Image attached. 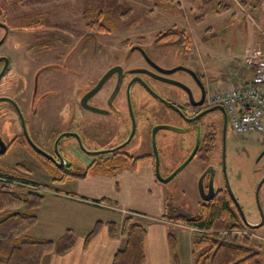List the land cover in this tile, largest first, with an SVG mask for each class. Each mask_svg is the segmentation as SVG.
<instances>
[{"label": "flooded vegetation", "instance_id": "af4514ba", "mask_svg": "<svg viewBox=\"0 0 264 264\" xmlns=\"http://www.w3.org/2000/svg\"><path fill=\"white\" fill-rule=\"evenodd\" d=\"M0 2L8 6L4 16L13 23L0 22V158L16 147L40 157L51 166V173L78 174L91 163L145 156L155 159L152 145L148 154L144 152L145 146L151 144L153 127L183 123L185 126L177 127L193 138L190 152L197 133H200L193 156L203 166L199 175V180L202 178L198 186L202 201L198 212L205 204L212 203L218 194L228 195L234 219L246 228L238 231L244 233L248 230L242 208L235 203L228 189L226 172L229 137L234 135L238 139L241 135L231 131L227 114L224 128V116L219 110L204 112L210 107L206 104L204 73L178 56L179 44L161 43L155 38L151 43L140 37L134 42L123 38L122 54L119 56L117 51L113 57L116 59L101 69L94 41L100 36L99 32L92 29L86 36V43L81 42L74 49L57 54L53 47H49L50 42L54 40L52 38L59 44L62 41L49 32L52 31L49 24L60 21L58 17L53 15L44 21L43 16L30 12L18 19V1ZM29 8L32 10L33 5ZM84 16L87 24L91 18L87 14ZM23 18L25 20L21 23ZM171 45L176 47L172 51L176 55L170 52L168 47ZM169 79L181 82L184 87L170 83ZM144 83L171 106L154 97ZM197 102L200 104L196 105ZM156 116L167 123L148 124L149 119ZM14 117L18 118L22 131L9 136L6 129L12 126ZM145 125H149V129L143 135L141 130ZM158 131L155 132V141ZM100 140L102 142L98 143ZM232 148L230 151L239 155L240 147L234 145ZM73 150L81 156H77V160L74 158L76 163L84 165L79 161L84 156L93 158L90 161L85 159L88 164L84 168L73 166L71 160H65L75 154ZM100 150L108 152L94 153ZM157 155L160 169L159 150ZM257 155L258 159L263 157L264 149ZM218 180L223 182L222 187H217ZM204 197L210 199L205 201ZM263 225L264 221L260 226Z\"/></svg>", "mask_w": 264, "mask_h": 264}, {"label": "rangeland", "instance_id": "374dc122", "mask_svg": "<svg viewBox=\"0 0 264 264\" xmlns=\"http://www.w3.org/2000/svg\"><path fill=\"white\" fill-rule=\"evenodd\" d=\"M24 1L16 2L20 4L18 19H20V15L22 18L27 13L36 12L45 18L44 21L54 15L64 25L74 18L71 23L78 28L82 25L80 19H76L77 8L85 7L91 12L87 14L88 17H92L94 12H102L104 18H107L106 23L110 31L105 34L101 33L94 40L97 48V60L101 69H104L116 59L113 57L117 51L120 53L119 56L122 54L124 49L122 46L123 38H128L130 42H134L136 38L140 37L149 43L155 38L157 42L163 43L159 41V37L171 28L183 30L188 36L186 43L179 44L180 55L178 56L184 57L185 62L195 67L196 70L203 72L205 78L218 77V75L219 77L230 76L231 80L239 83L245 79L243 77L248 75L246 67L250 68V65L247 60L253 54L252 52L254 50L259 51L262 58H264V10L261 11L260 9L259 13V10L253 4L244 3L242 0L240 2L242 7H238L230 0L220 3L216 1L211 3L208 0H78L80 1L78 4L72 2L73 0H62L59 3H49L48 5L44 3L36 6L32 3V10L29 8L32 4L28 3L27 0ZM223 6H227V9H224ZM7 10L8 6L0 2V22L6 20L8 23L13 24L11 20L4 16ZM90 14L91 16H89ZM22 20L25 19H21V23L24 22ZM76 24L78 25L76 26ZM51 29L52 31L49 32L57 35L62 41V44H59V42H55L57 39L52 38L54 40L50 42L49 47H53V50L58 52L57 54L67 52L69 49L68 44L72 41L78 39V41L82 40V43L87 42L88 37H82L81 39V31L76 32L74 35H70L72 33L70 32L67 36L68 33L64 30ZM170 43L176 44L177 42ZM168 48L171 49L170 52L176 49L172 45ZM166 51L168 50L166 49ZM183 52H185V55ZM172 54L176 55L177 53L172 52ZM245 54L247 55L243 58L241 55ZM235 55L240 61L238 65L232 64V60L229 59L235 57ZM244 59L245 62H243ZM241 70L246 72L245 75L241 74ZM211 74L212 76H207ZM149 120L153 125L167 123L155 117ZM13 122L12 126L6 129L9 136L18 135L22 131L18 118L14 117ZM174 125L185 126L183 123ZM241 136L238 139L234 135L229 137L230 146L226 172L229 187L241 206L247 222L251 224L261 220V212L255 198V188L264 175V156L258 159L257 155L261 149H264V139L254 133ZM100 142L102 140L98 143ZM156 142L161 154V173L165 176L188 156L192 148L193 138L186 131L159 129ZM150 145L149 142L146 147L147 151H151ZM234 145L240 147L239 155L231 152ZM73 151H75V156L65 158L66 162L71 160L73 166L81 165V168H84L88 164L85 159L88 158L90 161L93 158L92 156H84L79 159L84 165L76 163L74 158L77 160L76 157L80 156V153L76 150ZM176 160L180 161L176 162ZM167 161L169 163H165L167 168L164 169L165 164L163 163ZM20 167L25 168V170H20L22 169ZM202 167V163L197 158H193L175 177L167 182H162V190L165 194L164 217L175 224V227L169 226V228L178 243L176 264H192L190 238L194 234H204L176 220L178 215L194 216L198 213L202 201L198 187ZM15 168H18V173L22 171V174L30 180L49 186L58 185V183L52 181L51 166L48 163L37 155L12 147L4 157L0 158V171L16 172ZM168 168L170 171L167 170ZM216 183L217 187L223 185V182L219 180ZM48 189H51V187ZM47 191L45 190V192ZM141 192L139 193L141 198L138 199L137 196H128V203L135 206L142 204L139 203L140 201L147 203ZM259 201L264 214V182L259 189ZM147 206L143 205L144 210H141L145 213L144 216L136 220L144 225L151 223L153 218L157 217L153 210L148 211L146 209ZM158 206L161 207L160 204ZM114 215L118 217L119 214L114 213ZM115 216L113 217L115 218ZM187 227L192 229L194 233ZM79 229L84 231L82 228ZM234 234L236 239H240L242 235L247 236L249 246L260 251V264H264V225L250 230L248 228L244 233L234 231Z\"/></svg>", "mask_w": 264, "mask_h": 264}, {"label": "crops", "instance_id": "0c3cea01", "mask_svg": "<svg viewBox=\"0 0 264 264\" xmlns=\"http://www.w3.org/2000/svg\"><path fill=\"white\" fill-rule=\"evenodd\" d=\"M15 1L20 2L24 0ZM27 1L37 6L44 3H47V5L49 3H59L62 0ZM215 1L220 3L226 0H208V2L211 3ZM230 1L235 3L238 7H242L240 6L241 0ZM72 2L78 4L80 1L73 0ZM242 2L253 4L254 7L259 10V13L260 9L261 11L264 10V0H242ZM76 11V19H80L82 25L80 28L74 27V24L71 23L74 18L65 25L58 21L57 23H50L49 26L61 31L64 30L68 34H70V32H72L71 34H75L81 31V39L82 37L85 38L91 32V29L86 25L84 15L91 12L85 7L81 9L77 8ZM36 15L41 14L36 13ZM77 25L78 24H76V26ZM99 35H101V33ZM81 41L77 39L69 43V50L74 49ZM41 44L42 43H38V45ZM246 55L247 54L241 56L244 58ZM229 59L232 60V64L234 65H238L240 62L237 55ZM243 62H245V59ZM246 68L248 70V75L243 77L245 79L239 83L231 80L230 76L219 77L218 75V77H213L212 74L207 75L212 77L204 78L206 93L209 94L212 91L231 84L234 85L249 81L253 70L252 68ZM240 72L242 75L246 73L244 70ZM155 118L159 119L157 116ZM148 124H150V120ZM148 129L149 125H145L141 130L143 135ZM146 147L147 146L144 148L145 155L150 152L146 150ZM179 161L180 160H176V162ZM165 163L169 162L167 161L163 164ZM163 167L166 169L167 165L165 164ZM167 170L170 171L169 168ZM159 171L161 176H163L161 173V166ZM56 185L57 184L50 185L51 189H47L48 191L45 194L42 204L35 210L37 221L35 225L28 230L27 235L35 239L56 241L66 230L70 229L74 232V244L65 251L46 254L41 264H111L114 253L123 245L124 239L121 235L114 239L110 238L107 223L115 222L121 227L124 218L127 216H132L136 221L145 214L141 211L144 210L143 205H148L146 209H148V211L153 210L157 216H153V220L151 223H147V225L142 223L147 229L144 244V264H175L168 242V235L173 233L170 231L169 226L175 227V224L172 223L173 221L171 222L170 219L164 217L165 194L162 190V182L156 177L155 161L151 156L133 159L132 162H129L126 166L116 169L114 173L89 172L84 176L61 181L58 183V187ZM140 192L143 193L147 203L140 201L139 203L142 204H138L137 206L132 203L129 204L127 197L137 196L138 199L140 197ZM159 204L161 207L158 206ZM114 213H118V217H116ZM113 216H115V218ZM97 222L102 223L100 231L88 246L84 247L83 243L85 236ZM79 228H82L84 231H81ZM187 228L194 233L192 229L189 227ZM191 239L192 238H190V255L193 264ZM177 249L178 243L176 240V251Z\"/></svg>", "mask_w": 264, "mask_h": 264}, {"label": "trees", "instance_id": "16d2710c", "mask_svg": "<svg viewBox=\"0 0 264 264\" xmlns=\"http://www.w3.org/2000/svg\"><path fill=\"white\" fill-rule=\"evenodd\" d=\"M223 8L227 9V6ZM90 18L86 25L91 30L102 34L110 31L106 23L107 18H104L102 12H95ZM187 37L183 30L171 28L162 33L159 41L184 44ZM132 160L129 158L122 161L91 163L80 174L61 175L52 172V181L59 183L69 178L84 176L89 172L114 173L116 169L126 166ZM17 169L15 168L16 172L0 171V177L3 178L0 180V264H41L46 254L69 249L74 244V232L68 229L56 241L35 239L27 235L28 230L37 221L35 210L42 204L45 190L50 186L26 178L22 174L25 168L20 169L21 173H18ZM231 203L228 195L218 194L212 203L205 204L196 215L176 216L180 223L200 229L204 233L192 236L193 264H260L261 253L249 246L247 236L242 235L240 239H236L234 231L239 232L238 230L244 229L245 226L234 219ZM107 225L110 238L114 239L121 235L124 239L123 245L114 253L111 264H144L146 227L135 221L132 216L125 217L121 227L115 222H108ZM101 227L102 223L97 222L87 233L84 247L96 237ZM168 242L176 264V240L172 233L168 235Z\"/></svg>", "mask_w": 264, "mask_h": 264}, {"label": "built area", "instance_id": "2783aa9c", "mask_svg": "<svg viewBox=\"0 0 264 264\" xmlns=\"http://www.w3.org/2000/svg\"><path fill=\"white\" fill-rule=\"evenodd\" d=\"M247 63L251 79L207 94V105H222L231 130L237 135L254 133L264 138V58L254 50Z\"/></svg>", "mask_w": 264, "mask_h": 264}, {"label": "water", "instance_id": "95a60500", "mask_svg": "<svg viewBox=\"0 0 264 264\" xmlns=\"http://www.w3.org/2000/svg\"><path fill=\"white\" fill-rule=\"evenodd\" d=\"M110 72L106 73V75H108ZM169 81L170 83H174L178 86H181V87H184V84H182L181 82H178L176 80H172V79H169L167 80ZM102 83V80L99 82L98 86ZM145 84V83H144ZM145 87L146 89L154 96L156 97L158 100H160L161 102L163 103H166L168 106H171L169 103H167L164 99H162L159 95H157L147 84H145ZM187 89V88H186ZM196 105L200 104V102H197L195 103ZM129 109H130V112H132V109H131V106L129 105ZM215 110H219L223 116H224V128L226 127V111L224 109V107L222 105H212L210 106L209 108H207L204 112H209V111H215ZM135 123V122H134ZM23 125V129L25 131V133L27 134V130L24 126V124L22 123ZM160 128H164V129H169V130H174V131H182V128H179L177 126H172V125H157V126H154L153 129H152V133H151V145H152V150H153V154H154V161H155V173H156V177L157 179L160 181V182H167L169 180H171L173 177H175L178 172L184 168L193 158L195 152H196V149L198 148V145H199V138H200V133L198 132L197 133V137H196V143L193 147V149L191 150V152L189 153V155L176 167L174 168L170 174H168L166 177L164 176H161L160 174V171H159V162H158V155H157V145H156V141H155V132L157 131V129H160ZM29 138V137H28ZM30 144L35 148L34 144L32 143V141L30 139H28ZM103 152H108L107 150H100L98 152H94V153H103ZM93 153V152H91ZM200 183L202 181V178H200ZM264 182V175L262 176V178L259 180L257 186H256V190H255V198H256V203H257V206L261 212V221L259 223H256V224H250L246 221V219L244 218L245 222H246V225L249 227V228H257L259 227L260 225L263 224V221H264V214L262 212V209H261V205H260V201H259V189L262 185V183ZM229 186V185H228ZM200 188H202L201 184H200ZM228 189L230 190V193H231V196L233 198V200L235 201V203L239 206V203L237 202L235 196L233 195L230 187H228ZM205 201L206 200H209L210 197H204L203 198ZM240 208V207H239ZM242 212V211H241ZM243 214V213H242Z\"/></svg>", "mask_w": 264, "mask_h": 264}]
</instances>
